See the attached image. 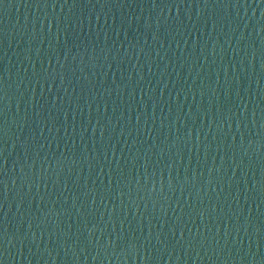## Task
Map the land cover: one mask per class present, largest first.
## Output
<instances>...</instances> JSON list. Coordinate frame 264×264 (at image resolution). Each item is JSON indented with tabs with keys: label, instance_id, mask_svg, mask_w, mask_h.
Instances as JSON below:
<instances>
[{
	"label": "water",
	"instance_id": "obj_1",
	"mask_svg": "<svg viewBox=\"0 0 264 264\" xmlns=\"http://www.w3.org/2000/svg\"><path fill=\"white\" fill-rule=\"evenodd\" d=\"M0 264H264V0H0Z\"/></svg>",
	"mask_w": 264,
	"mask_h": 264
}]
</instances>
